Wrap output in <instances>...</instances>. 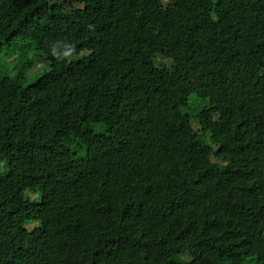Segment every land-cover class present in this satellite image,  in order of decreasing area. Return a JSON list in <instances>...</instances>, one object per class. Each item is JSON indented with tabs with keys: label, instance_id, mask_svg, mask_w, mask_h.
Returning a JSON list of instances; mask_svg holds the SVG:
<instances>
[{
	"label": "trees",
	"instance_id": "1",
	"mask_svg": "<svg viewBox=\"0 0 264 264\" xmlns=\"http://www.w3.org/2000/svg\"><path fill=\"white\" fill-rule=\"evenodd\" d=\"M0 264H264V0H0Z\"/></svg>",
	"mask_w": 264,
	"mask_h": 264
},
{
	"label": "rangeland",
	"instance_id": "2",
	"mask_svg": "<svg viewBox=\"0 0 264 264\" xmlns=\"http://www.w3.org/2000/svg\"><path fill=\"white\" fill-rule=\"evenodd\" d=\"M225 5V4H224ZM228 9L227 7H225V6H223V8H219L218 9V14H220V13H223L224 11H225V9ZM210 119V118H209ZM209 119H208V121H209ZM208 124H210L208 127L209 128H206L205 130H204V132H205V138L207 139V140H209V136H208V131L210 132L211 131V128H213L215 125H216V120L215 119H213L211 122H208L207 123V125ZM201 132H203V130H200ZM222 154L221 153H219V155L217 154L216 155V157H214L213 159H214V161L215 162H219V163H221L222 162Z\"/></svg>",
	"mask_w": 264,
	"mask_h": 264
}]
</instances>
